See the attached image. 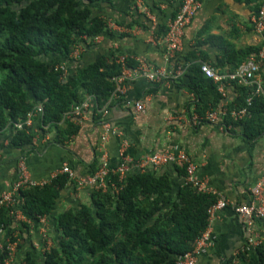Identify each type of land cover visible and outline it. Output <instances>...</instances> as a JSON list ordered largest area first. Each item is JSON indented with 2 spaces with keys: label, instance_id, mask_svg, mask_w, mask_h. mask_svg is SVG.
Segmentation results:
<instances>
[{
  "label": "trees",
  "instance_id": "obj_1",
  "mask_svg": "<svg viewBox=\"0 0 264 264\" xmlns=\"http://www.w3.org/2000/svg\"><path fill=\"white\" fill-rule=\"evenodd\" d=\"M103 1L111 0H0V134L41 104L44 112L36 121L39 130H54L53 140L65 143L80 126L76 119H64V113L89 95L94 96L92 107L99 118L115 87L111 78L121 72L122 64L115 54H104L73 69L68 59L76 42L92 45L96 36L108 32V18L94 10ZM135 24L140 22L136 19L127 25ZM167 30L166 25H159L157 37ZM263 43L238 51L236 66ZM226 52L218 62L222 66L229 58ZM64 60L69 67L66 77L55 69ZM203 62L189 63L184 72L188 78L185 86L193 94L190 105L202 113L218 106L222 99L217 83L202 70ZM126 63L130 67L138 64L132 57ZM238 86L239 96L229 109L245 104L252 94L247 86ZM252 95L249 116L233 121L227 113L223 123L227 129L230 123L242 126L249 140L264 132V94ZM10 136V144L20 147L32 144L34 133L22 129L11 131ZM111 179L119 184L117 192L93 188L89 203L58 213L53 210L67 184L65 174L44 184L21 187L15 208H21L32 222L41 215L53 217L55 231L51 248L42 252L25 237L23 228L29 224L17 223L22 230L19 236L25 240L18 245L23 254L21 259L15 256L19 257L15 264H177L176 256L190 251L195 238L207 227L208 207L216 196L184 183L175 187L168 175L152 168L134 169L122 181L116 173ZM11 209L1 206L0 227L4 225L15 240ZM3 240L6 246L7 240ZM7 255V248L0 250V264H5ZM225 264H264V240L253 249L231 255Z\"/></svg>",
  "mask_w": 264,
  "mask_h": 264
},
{
  "label": "crops",
  "instance_id": "obj_2",
  "mask_svg": "<svg viewBox=\"0 0 264 264\" xmlns=\"http://www.w3.org/2000/svg\"><path fill=\"white\" fill-rule=\"evenodd\" d=\"M180 4V0H111L97 3L95 13L108 18L111 26L108 32L98 35L92 45L83 42L80 55L68 59V63L74 69L104 54H126L127 58L132 57L137 62L140 58L151 68H163L169 73L177 61L196 63L201 60L210 62L217 71L227 73L251 55L236 66L238 51L258 46L264 41L263 33H257L250 20L262 0H201L200 7L185 25L182 50L175 58H167V44L163 40L167 32L157 37L156 30L159 25L168 27L173 14L178 13ZM136 19L140 24L132 27L127 25ZM226 51L229 58L222 66L218 62ZM263 76L264 67L256 75L263 90L259 94H264ZM180 78L183 79L180 82L170 78L155 82L139 75L126 81L125 93L107 101L109 111L103 117L115 131L109 133L104 142L101 139L102 111L97 118L92 105L78 119L80 130L70 135L65 143L53 140L54 130L46 133L40 131L37 137L33 136L32 144L17 147L9 141L13 127L5 129L0 134V190L11 189L20 159L25 160L32 178L44 180L64 162H68L80 175L92 173L103 154L111 166H115L120 160V149L123 146L133 158H142L148 153L172 149L177 145L196 162L198 177L205 179L211 189L222 192L230 201L248 202L251 187L264 176V132L249 140L243 135L242 126L230 123L227 129L223 125V118L215 122L201 121L194 124L193 116H203L206 111L198 112L193 104L190 105L193 94L185 86L188 78L185 74ZM238 85L245 84L233 80L224 81V91L218 90L222 96L219 105L223 103L227 111L233 109L228 106L239 96ZM245 86L254 91V85ZM127 100L132 101L133 105L132 102L126 104ZM135 101L143 102L144 109H136ZM232 120L238 121L234 118ZM35 124L38 126L37 122ZM154 171L168 175L175 187L183 184L185 172L179 163L162 165ZM73 191V182L68 179L54 213L79 203L90 202L91 187L83 188L77 197ZM53 220V217H48L49 226ZM28 224L24 228L21 226L25 237L37 240L38 222ZM256 228L264 232V220H257ZM212 231L214 242L206 253L198 257V264H225L226 259L241 249L247 236L243 220L231 207L217 213Z\"/></svg>",
  "mask_w": 264,
  "mask_h": 264
},
{
  "label": "built area",
  "instance_id": "obj_3",
  "mask_svg": "<svg viewBox=\"0 0 264 264\" xmlns=\"http://www.w3.org/2000/svg\"><path fill=\"white\" fill-rule=\"evenodd\" d=\"M180 1L181 4L178 13L168 24L167 33L163 37V40L167 44V58H175L177 53L182 50V34L185 25L189 23L191 17L201 5V0ZM250 20L253 29L257 33L262 34L264 31V0H262V4L260 5L259 9L251 15ZM108 26H111L110 21H108ZM82 37L86 38V36ZM83 47V42H76L70 54L71 58L78 57L82 52ZM117 57V61L122 64V70L119 74L114 75L111 78L115 86L110 96L111 100L117 99L123 93H125L127 86L126 81H129L139 75H144L147 77V79L155 82L166 78H170L171 80L181 77L189 65L188 62L177 61L174 65L173 71L169 73L163 68H151L144 60L140 58L138 59L139 62L135 67H130L126 63V54ZM262 67H264V44L255 53L251 54L246 61L241 63L234 70L228 71L227 73H221L217 71L209 62H203L201 66L205 74L213 78V80L217 83V88L220 92L224 91V81L233 80L245 85H254L252 86L254 87L253 92L256 94L263 93L261 85L256 80V75ZM55 69L61 71L62 77H66L69 73V67L65 60L58 62L55 65ZM252 97V94L248 95L245 104L235 107L231 111H227V108L224 107L223 103H221L218 107H211L206 110V113L203 116L194 115L193 123L198 124L201 121L215 122L221 120L222 118L224 119V116L227 113H230V117L236 120L247 117L250 115L249 106L252 103ZM93 100V95L87 96L81 103L72 105L70 109L64 113L63 118H73L76 119V122H78V119L83 117L85 111L92 105ZM131 102L132 101L127 100L126 104L130 105ZM108 106L109 102L101 108V126L103 131L101 139L103 142L107 139L109 133L115 131V128L110 124V122L103 117V115H107L109 111ZM134 107L138 110H143L144 103L141 101H135ZM43 112L44 109L41 104L35 105L27 112L24 118L14 122L12 125L14 131L22 129L28 132L32 131L34 133V137H37L38 132L40 133V128L39 126H36L35 122L40 119V116L43 114ZM169 163H179L183 165L185 172L183 181L184 184L192 186L197 191L210 192L216 196L215 202H213L208 207L207 227L198 237L195 238L190 251L176 256L177 264H198V257L206 253L214 242V235L212 231L213 220L219 211L227 207H231L241 217L245 224L247 236L240 250L250 248L253 249L264 240V232L261 233V231H258L256 228L257 220H264V176L251 187L250 200L246 203H237L227 199V197L222 192L216 189H211L205 179L203 180L198 177V165L183 148L176 145L172 149L170 148L164 151H154L146 154L142 158H133L131 155L126 153L123 146L122 149H120V160L117 165L111 166L109 159L105 154H103L97 168L94 170V172L89 174L80 175L68 162H64L59 168L52 172L48 179L37 180L32 178L28 173L25 160H18L16 177L12 183L11 189L0 190V208L3 205L10 207L12 206L10 214L14 216L15 219V224H13L11 227L12 235L15 237V240H11L8 230L4 225L0 227V250H3L4 247L8 249V255L4 259L5 264H10L15 259V256L18 252V245L24 242L23 238L19 236L20 230L18 227H16L17 223L32 222L21 208H15L17 199L21 197L20 188L24 185L44 184L48 180L57 177L59 174H65L67 178L73 182V192H75V197L79 196L80 191L88 186L92 189L94 188L102 191L112 189L113 191L117 192L120 187L117 181L111 179L112 174H118V180L122 181L126 174L134 169H139L141 171H144L148 168L157 169L160 166L167 165ZM21 202H23V200ZM37 222L39 238L37 240H33L32 242L38 249H40L42 252H45L48 251L53 244V239L49 233L50 226L48 216L41 215ZM3 238L7 240L6 246Z\"/></svg>",
  "mask_w": 264,
  "mask_h": 264
},
{
  "label": "rangeland",
  "instance_id": "obj_4",
  "mask_svg": "<svg viewBox=\"0 0 264 264\" xmlns=\"http://www.w3.org/2000/svg\"><path fill=\"white\" fill-rule=\"evenodd\" d=\"M52 226V227H51ZM51 229L49 228V233H50V235L52 236V234H54L53 232L55 231L53 228H54V225L53 224H51ZM19 251H18V255H20V259L22 258V253H23V249H22V247H20L19 249H18ZM17 255V256H18ZM17 259L19 258V257H16ZM17 259H14L10 264H15V261H17Z\"/></svg>",
  "mask_w": 264,
  "mask_h": 264
}]
</instances>
